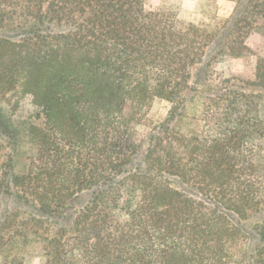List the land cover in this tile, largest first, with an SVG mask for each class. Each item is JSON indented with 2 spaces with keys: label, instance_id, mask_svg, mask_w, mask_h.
I'll return each instance as SVG.
<instances>
[{
  "label": "trees",
  "instance_id": "obj_1",
  "mask_svg": "<svg viewBox=\"0 0 264 264\" xmlns=\"http://www.w3.org/2000/svg\"><path fill=\"white\" fill-rule=\"evenodd\" d=\"M149 1L0 0L1 101L25 114L0 128L33 148L0 182L33 210L16 243L42 264H264V55L253 80L215 79L209 34ZM248 6L225 58L251 52Z\"/></svg>",
  "mask_w": 264,
  "mask_h": 264
},
{
  "label": "rangeland",
  "instance_id": "obj_2",
  "mask_svg": "<svg viewBox=\"0 0 264 264\" xmlns=\"http://www.w3.org/2000/svg\"><path fill=\"white\" fill-rule=\"evenodd\" d=\"M264 0H150L149 5L153 9L164 8L172 9L177 13L178 18L185 23H192L203 30H205L211 39H213L212 47L209 54L213 57H220V60L213 64L214 78L218 79L222 74L241 76L245 80L254 79V71L258 55H264V6L260 7V14L257 13L255 8L256 4ZM249 5L248 22L249 25L242 23L241 27L244 29L245 43L250 49V53L243 59H229L223 57V54L217 49V45L221 39L224 38V43L234 37V32L229 30L235 18L239 17L242 12H247L246 5ZM246 7V8H245ZM253 25V26H252ZM252 26L253 28H250ZM251 29V30H250ZM9 35L8 33H6ZM10 36V35H9ZM215 53V54H214ZM219 56H217V54ZM201 67H195L191 70L192 84L194 87L200 84V71ZM20 96L8 95L4 101H1L0 108L4 109L7 114L13 117L15 112V103ZM28 101H26L27 103ZM199 107V102L195 101L189 104L188 113L192 114ZM171 109V104L165 100L155 99L148 112V118L153 122L163 121ZM22 115V116H21ZM25 119V114H18L13 117V120ZM150 129L148 126L140 125L136 129L135 140L142 142L141 145L145 146L146 137ZM17 143L19 145H17ZM19 147V148H18ZM22 151V158H17L16 149ZM26 153V154H24ZM33 153L31 140L27 135H23V140L16 142L10 139L8 134H2L0 128V182L3 175L8 171V165L16 160L19 163L18 167H24L25 164L30 163L29 157ZM18 211L20 216L18 222H15L16 217L13 213ZM32 208L25 206L23 203L17 202L14 196H7L0 190V264H9L15 259L22 260V264H42L41 260L36 256L37 250L31 247H22L16 243L17 241V223L21 227H26L30 224L29 217L32 213ZM8 218L6 225L2 227L3 220Z\"/></svg>",
  "mask_w": 264,
  "mask_h": 264
}]
</instances>
